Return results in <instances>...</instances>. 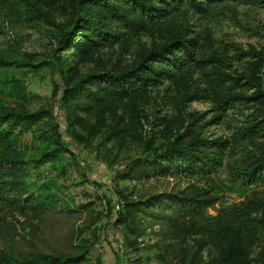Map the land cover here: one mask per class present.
<instances>
[{
    "label": "rangeland",
    "instance_id": "obj_1",
    "mask_svg": "<svg viewBox=\"0 0 264 264\" xmlns=\"http://www.w3.org/2000/svg\"><path fill=\"white\" fill-rule=\"evenodd\" d=\"M37 8L50 12L56 23L71 15L66 0H0V112L47 109L52 118H42L28 129L15 128L7 137L0 133V158L16 166L7 177L14 194L39 193L50 199L46 211L35 214L0 206V254L17 256L34 249L76 252L81 245L89 248L86 259L90 263L98 257L101 264H127L140 257L142 264H205L216 256L215 249L202 245L199 235L160 231V223L151 215L153 209L139 215L146 234L138 252L127 246L129 233L123 224L115 223V217L129 201L190 183L216 188L219 199L209 214L246 199L260 198L264 204L262 186H243L231 177V167L254 148L248 140L232 142L222 166L202 181L175 170L161 175L157 165L150 163L141 171L132 169L133 160L180 135L231 140L235 130L258 110L254 103H223L210 80L217 73L226 74L222 75L227 78L226 88L231 85L228 76L236 78L246 72L247 59H240V54L264 44V0H222L205 14L183 9L148 31L82 58L72 54V49L61 51L66 64L72 62L83 75L129 67L183 27L199 37L198 62L176 70L170 81L123 99L93 103L88 109L89 101L80 100L77 113L86 128L70 124L71 113L60 104L62 83L52 55L58 30L34 14ZM233 92L249 95L252 90L236 87ZM53 123L69 151L37 165L33 160L55 139ZM255 215L264 216V205ZM149 225L154 226L149 229Z\"/></svg>",
    "mask_w": 264,
    "mask_h": 264
},
{
    "label": "trees",
    "instance_id": "obj_2",
    "mask_svg": "<svg viewBox=\"0 0 264 264\" xmlns=\"http://www.w3.org/2000/svg\"><path fill=\"white\" fill-rule=\"evenodd\" d=\"M221 1L66 0L71 15L61 23H56L50 12L35 9L34 14L38 18L58 30L53 38L52 55L56 59L62 83L60 104L71 113L69 123L82 128L87 126L77 113L80 100L89 101L85 104L88 109L93 103L99 105L108 99H123L163 81H170L176 70L198 62L199 37L189 32L188 27H183L166 42L151 47L129 67L83 75L79 74L72 62L66 64L60 56L61 51L72 49V54L82 58L100 47L111 46L148 31L162 19L183 9L205 14L212 4ZM244 58L247 59L246 72L236 78L228 76L231 85L223 87L227 78H223L222 75L226 74L222 73H217L210 80L212 91L223 103H254L258 107L245 121V126L235 130L231 140L199 134L185 139V135H180L150 154L133 160L132 169L137 167V171H141L150 163L157 165L161 175L171 174L175 170L185 177L202 181L222 166L224 155L232 142L248 140L254 148L231 167V177L243 186L259 185L264 188V44L259 48L250 46L240 54V59ZM236 87L252 92L241 95V92H233ZM42 118L51 119L52 112L47 109L32 112L4 110L0 112V133L7 137L13 129H28ZM5 125L7 127L3 128ZM52 125L55 139L49 149L33 160L37 165L69 151L58 126L56 123ZM255 135L260 138H252ZM15 167L12 162L0 158L1 208L18 210L23 215L27 212H45L50 199L48 196L39 193H25L23 196L14 194L15 188L7 177L8 172ZM218 199L215 187L190 183L181 189L127 202L124 209L118 210L115 223L126 227L129 249L141 251L146 227L139 215L153 209L151 215L156 219L155 222L160 223V231L170 230L183 236L199 235L202 245H210L215 249L216 256L209 258L205 264H264V216L255 215L262 209L263 200L246 199L238 204L217 208L215 214H209L208 209L214 207ZM75 251L34 249L25 254L18 253L17 256L2 253L0 264H101L98 257L93 263L86 259L89 248L79 245ZM127 264H142V259L134 258Z\"/></svg>",
    "mask_w": 264,
    "mask_h": 264
},
{
    "label": "built area",
    "instance_id": "obj_3",
    "mask_svg": "<svg viewBox=\"0 0 264 264\" xmlns=\"http://www.w3.org/2000/svg\"><path fill=\"white\" fill-rule=\"evenodd\" d=\"M3 23V26H5L6 27V29L8 28V24H7V21H4V22H2Z\"/></svg>",
    "mask_w": 264,
    "mask_h": 264
}]
</instances>
